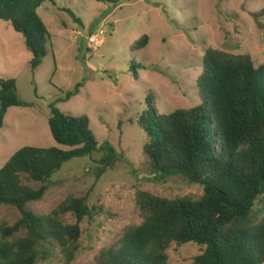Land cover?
<instances>
[{"label":"rangeland","instance_id":"1","mask_svg":"<svg viewBox=\"0 0 264 264\" xmlns=\"http://www.w3.org/2000/svg\"><path fill=\"white\" fill-rule=\"evenodd\" d=\"M115 1L42 4L37 11L51 39L36 69L23 35L0 20V76L17 80L22 102L9 108L0 128V168L23 146L56 145L48 125L49 105L81 81V92L57 106L66 113L87 114L98 139L111 142L121 155L99 179L89 157L64 163L43 199L28 205L37 215H47L68 197H86L95 209L81 224V249L70 264H99L101 252L113 246L124 229L141 222L137 190L168 198L196 199L203 194V186L182 175L161 177L153 172L143 151L147 135L137 122L149 104L160 114L200 104L197 80L209 47L249 53L256 65L264 62V0ZM144 34L149 42L140 48L137 40ZM20 218L18 208L0 206V227ZM64 220L75 223L71 213ZM24 235L18 232L7 239ZM53 250L38 264H68L58 245ZM168 252L169 264H193L202 247L174 244Z\"/></svg>","mask_w":264,"mask_h":264},{"label":"trees","instance_id":"2","mask_svg":"<svg viewBox=\"0 0 264 264\" xmlns=\"http://www.w3.org/2000/svg\"><path fill=\"white\" fill-rule=\"evenodd\" d=\"M46 2L54 0H0V20L23 35L35 69L47 56L51 39L37 11ZM148 42L144 34L137 45L144 48ZM197 82L200 104L166 114L149 104L137 122L147 135L143 151L153 172L182 175L203 186V194L168 198L137 190L141 222L124 229L101 252L99 264H169L168 250L191 242L202 247L193 264H264V62L256 65L249 53L209 47ZM84 84L49 105L56 145L23 146L0 168V206L21 212L14 225L0 227V264H38L44 255L54 254L55 245L68 264L80 252L81 224L95 210L86 197H68L47 215H37L28 205L43 199L64 163L89 157L99 179L121 156L111 142L98 139L87 114L57 106L78 95ZM21 104L17 80L0 76V128L9 108ZM67 213L75 223L64 220ZM18 232L25 235L7 239Z\"/></svg>","mask_w":264,"mask_h":264},{"label":"built area","instance_id":"3","mask_svg":"<svg viewBox=\"0 0 264 264\" xmlns=\"http://www.w3.org/2000/svg\"><path fill=\"white\" fill-rule=\"evenodd\" d=\"M92 37H93V36H92ZM92 37H91V40H92L94 43H97V42H95L96 38H95V37L92 38Z\"/></svg>","mask_w":264,"mask_h":264}]
</instances>
